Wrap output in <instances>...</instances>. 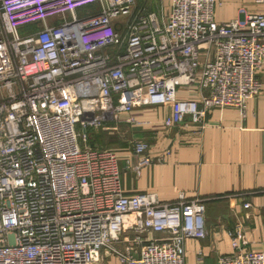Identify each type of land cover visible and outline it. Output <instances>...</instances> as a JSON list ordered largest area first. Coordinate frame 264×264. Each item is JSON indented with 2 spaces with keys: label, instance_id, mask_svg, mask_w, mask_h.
Here are the masks:
<instances>
[{
  "label": "built area",
  "instance_id": "built-area-1",
  "mask_svg": "<svg viewBox=\"0 0 264 264\" xmlns=\"http://www.w3.org/2000/svg\"><path fill=\"white\" fill-rule=\"evenodd\" d=\"M216 2L171 0L157 14L135 0H0V264H185L208 198L125 192L117 152L89 135L145 106L197 131L214 107L245 109L261 88L264 12L218 22ZM148 148L133 139L135 170ZM227 235L216 264H264L238 225Z\"/></svg>",
  "mask_w": 264,
  "mask_h": 264
},
{
  "label": "crops",
  "instance_id": "crops-1",
  "mask_svg": "<svg viewBox=\"0 0 264 264\" xmlns=\"http://www.w3.org/2000/svg\"><path fill=\"white\" fill-rule=\"evenodd\" d=\"M146 1V3L144 2ZM137 5L160 14L167 12L171 0H144ZM244 11L264 12L255 0H217L213 15L218 22L241 16ZM95 6L77 10L78 15L94 12ZM258 95L235 106L214 107L206 117L207 125L197 131L187 119L162 126L170 111L161 106H145L122 113L143 120L136 126L117 124L120 143L113 149L119 157L120 178L127 193L155 192L164 202L208 198L205 206L206 236L184 242L185 264H216L220 253L231 251L227 231L238 225L244 235L243 246L264 254V71L259 74ZM141 138L149 144L146 154L152 160L134 166L132 141ZM248 202L249 207H243ZM159 235V233L155 234ZM103 264H120L106 256Z\"/></svg>",
  "mask_w": 264,
  "mask_h": 264
},
{
  "label": "rangeland",
  "instance_id": "rangeland-1",
  "mask_svg": "<svg viewBox=\"0 0 264 264\" xmlns=\"http://www.w3.org/2000/svg\"><path fill=\"white\" fill-rule=\"evenodd\" d=\"M142 0H135L136 6L141 4ZM146 3V1H145ZM107 131L97 129L92 130L89 135V140L93 145L104 146L114 148L120 143V137L118 133H106Z\"/></svg>",
  "mask_w": 264,
  "mask_h": 264
},
{
  "label": "trees",
  "instance_id": "trees-1",
  "mask_svg": "<svg viewBox=\"0 0 264 264\" xmlns=\"http://www.w3.org/2000/svg\"><path fill=\"white\" fill-rule=\"evenodd\" d=\"M143 1H144V0H142V2H141V3H143ZM144 2H145V1H144Z\"/></svg>",
  "mask_w": 264,
  "mask_h": 264
}]
</instances>
